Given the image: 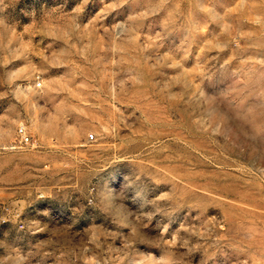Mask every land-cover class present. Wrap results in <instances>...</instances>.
Wrapping results in <instances>:
<instances>
[{"label": "rangeland", "instance_id": "1", "mask_svg": "<svg viewBox=\"0 0 264 264\" xmlns=\"http://www.w3.org/2000/svg\"><path fill=\"white\" fill-rule=\"evenodd\" d=\"M0 264H264V0H0Z\"/></svg>", "mask_w": 264, "mask_h": 264}]
</instances>
